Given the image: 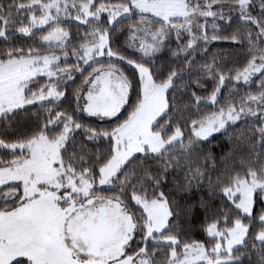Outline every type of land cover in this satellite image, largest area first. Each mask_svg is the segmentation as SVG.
Segmentation results:
<instances>
[{"label":"snow or ice","instance_id":"6c2138e0","mask_svg":"<svg viewBox=\"0 0 264 264\" xmlns=\"http://www.w3.org/2000/svg\"><path fill=\"white\" fill-rule=\"evenodd\" d=\"M214 134L232 145L215 179ZM0 151V264H264V0H0ZM169 183L231 206L210 246L181 238Z\"/></svg>","mask_w":264,"mask_h":264},{"label":"trees","instance_id":"16d2710c","mask_svg":"<svg viewBox=\"0 0 264 264\" xmlns=\"http://www.w3.org/2000/svg\"><path fill=\"white\" fill-rule=\"evenodd\" d=\"M3 2L8 3L9 0H3ZM112 2H116V0H112ZM127 23H128L127 21L124 22V28L126 27ZM201 23H204V21L201 20ZM217 23L220 24L221 30L225 34L231 31V29L227 28L222 21H217ZM65 26L68 27L70 30L75 28V24H70V25H65ZM207 29L209 31V34H211V29H212L211 18L208 19ZM80 31L83 32V31H86V29L81 28ZM119 35L120 33L116 36V38H118ZM16 40H17V44L20 46H27L29 44L36 43L34 40H27L20 36H17ZM78 44H79V40L75 39L74 46H78ZM116 45L119 46L117 42H116ZM36 46L40 47L38 43L36 44ZM170 46L172 48H175L177 46V41L175 40L174 36L170 40ZM207 47L209 48L208 57H211L212 54L217 50H228L231 52L240 51L239 48L234 47L233 43L228 42V41H213ZM121 51H123L124 54H126V52L122 48H121ZM169 57H170V52L167 49L166 53L160 59H165ZM198 59H207V57H200L198 54ZM231 59L235 60L239 64V63H243L245 58L242 55H235ZM68 62L74 63V60L72 59V57L69 58ZM173 63H175V61H173ZM125 70L130 71V69L128 68H126ZM74 75L76 77L75 83L74 84L70 83L69 88H75L81 85V81L83 77L77 74H74ZM41 83H43V81H41ZM201 83L207 89H211L212 87L211 82L209 80H202ZM255 90L256 88L255 86H253L252 91H255ZM203 91L204 89H198V92H200L201 94H203ZM244 91H246V89L241 88V92H244ZM133 98H134V94H133ZM67 104H68V101H65L64 105H61V108L66 107ZM34 111L39 112L40 110L39 108H37ZM40 115L43 116V113L41 112ZM114 124L108 125V126H100V125H94V124L92 125L107 128L109 126H114ZM214 137H215L214 140H210L209 143L203 146L205 151H210L212 153L213 158L216 160V165H217L216 169L215 170H212L211 168L209 169L210 171H212L213 179H215L217 175H222L224 166H223L221 157H223L225 153H227L229 149L232 147L226 135L216 134ZM244 151L246 153V149ZM237 152L238 154H241L239 149L237 150ZM0 156H2L5 160L10 159V156H8L3 151L0 152ZM208 164L210 165L211 161H208ZM236 169L241 170L238 162L236 164ZM177 180L180 182L181 185L183 184L182 174L177 176ZM165 187H166V192L171 190L170 199H174L175 204L181 210V217H180V224H181V230H182L181 238L185 240H189V241L190 240H200V241H203L206 245L210 246L211 242L205 232L206 223L210 222L211 217L215 214L217 207L220 206L222 203H224L225 206L227 207H231V206L228 205L226 202H222L219 197H215L212 200L213 208L208 213H205L204 209L201 208L199 205V200L201 199V197H203L204 199H208L206 188H204L203 190H197L193 188L191 193H187V192L174 189L171 183L167 184ZM189 205H193V207H191L190 210H189ZM261 207L262 205L258 201L257 204L255 205L254 213L258 214L260 212ZM206 216L208 217L207 220H206ZM258 227L259 225L257 224V228ZM161 249L162 251L158 256V259L163 261L165 259L164 253H166L168 249L164 246H161ZM245 264H248V262L245 261Z\"/></svg>","mask_w":264,"mask_h":264},{"label":"rangeland","instance_id":"374dc122","mask_svg":"<svg viewBox=\"0 0 264 264\" xmlns=\"http://www.w3.org/2000/svg\"><path fill=\"white\" fill-rule=\"evenodd\" d=\"M116 42L126 52L125 55H129L132 58H138V53L134 49H131V48H129L127 46V28L126 27L120 33V35L118 36V38H116ZM166 51H167V48H165L162 53L158 54V60L166 53ZM72 59L75 62V58L72 57ZM102 62L107 63L106 60L105 61H102ZM124 115H126V112L124 110H122L121 119L124 118ZM79 118L82 119V120H86V122H89L91 124L100 125V126H108V125H113L114 123H116V120L114 118H103V119L95 118V117L88 118L87 113H84ZM215 135L216 134H214V136Z\"/></svg>","mask_w":264,"mask_h":264}]
</instances>
